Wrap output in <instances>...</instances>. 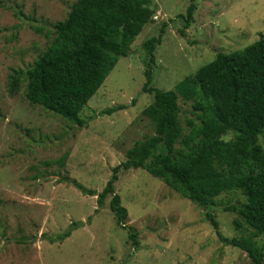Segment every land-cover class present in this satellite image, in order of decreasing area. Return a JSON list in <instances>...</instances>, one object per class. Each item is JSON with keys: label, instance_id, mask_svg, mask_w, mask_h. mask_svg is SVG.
<instances>
[{"label": "rangeland", "instance_id": "obj_1", "mask_svg": "<svg viewBox=\"0 0 264 264\" xmlns=\"http://www.w3.org/2000/svg\"><path fill=\"white\" fill-rule=\"evenodd\" d=\"M77 0H0V264H255L241 248L224 244L197 205L144 168L121 170L116 192L129 211L127 225L137 233L134 246L110 209L112 196L99 209L97 195L83 193L64 176L102 192L113 168L154 126L143 116L154 95L143 90V43L158 36L153 84L173 89L189 74L216 58L256 42L264 34V0H196L195 19L180 33L192 0H153L154 19L119 62L82 112L80 127L33 105L25 94L11 96L12 68L27 69L46 50L59 20ZM184 126L194 116L180 100ZM125 106L102 114L110 107ZM232 134V133H231ZM229 134L227 138H231ZM264 146V134L260 137ZM66 153L65 166L57 160ZM210 211L225 236L251 238L254 229L231 206L240 192L223 193ZM84 222L62 242L51 237ZM264 248V235L254 238ZM264 264V262H263Z\"/></svg>", "mask_w": 264, "mask_h": 264}, {"label": "trees", "instance_id": "obj_2", "mask_svg": "<svg viewBox=\"0 0 264 264\" xmlns=\"http://www.w3.org/2000/svg\"><path fill=\"white\" fill-rule=\"evenodd\" d=\"M196 0L186 13L180 33L195 19ZM153 0H77L66 18L55 23V33L46 50L27 69L12 68L7 79L11 96L21 92L39 105L80 127L88 121L82 112L103 86L120 58L130 54L144 27L154 19ZM166 23L158 36L148 38L146 81L143 90L154 100L143 110L154 133L146 134L126 153V160L100 193L64 176L83 193L97 195L99 209L112 196L110 209L116 223L127 229L134 246L137 233L127 225L129 211L116 192L121 170L144 168L170 187L207 209L206 218L226 245L243 249L255 264H263L264 248L254 239L264 235V34L254 43L233 52H219L215 59L180 80L173 89L156 87V48L163 41ZM180 100L190 103L194 116L184 126ZM125 106L110 107L112 113ZM1 113V111H0ZM232 133V134H231ZM229 134L231 138H227ZM69 153L57 160L65 166ZM240 192L245 201L236 210L237 227L254 229L251 238L228 237L210 211L223 193ZM84 222H75L64 233L51 237L62 242Z\"/></svg>", "mask_w": 264, "mask_h": 264}]
</instances>
